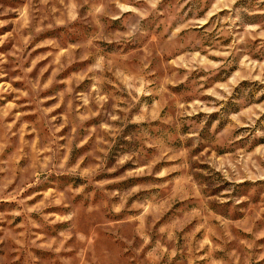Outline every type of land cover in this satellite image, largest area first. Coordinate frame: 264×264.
Wrapping results in <instances>:
<instances>
[{
  "label": "rangeland",
  "instance_id": "374dc122",
  "mask_svg": "<svg viewBox=\"0 0 264 264\" xmlns=\"http://www.w3.org/2000/svg\"><path fill=\"white\" fill-rule=\"evenodd\" d=\"M0 264H264V0H0Z\"/></svg>",
  "mask_w": 264,
  "mask_h": 264
}]
</instances>
